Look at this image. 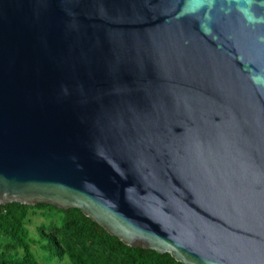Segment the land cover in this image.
Segmentation results:
<instances>
[{
  "label": "water",
  "instance_id": "obj_1",
  "mask_svg": "<svg viewBox=\"0 0 264 264\" xmlns=\"http://www.w3.org/2000/svg\"><path fill=\"white\" fill-rule=\"evenodd\" d=\"M10 203L181 264H264V0H0Z\"/></svg>",
  "mask_w": 264,
  "mask_h": 264
},
{
  "label": "trees",
  "instance_id": "obj_2",
  "mask_svg": "<svg viewBox=\"0 0 264 264\" xmlns=\"http://www.w3.org/2000/svg\"><path fill=\"white\" fill-rule=\"evenodd\" d=\"M39 240L31 237L33 218ZM0 264H181L169 254L132 248L78 209L10 203L0 206Z\"/></svg>",
  "mask_w": 264,
  "mask_h": 264
},
{
  "label": "rangeland",
  "instance_id": "obj_3",
  "mask_svg": "<svg viewBox=\"0 0 264 264\" xmlns=\"http://www.w3.org/2000/svg\"><path fill=\"white\" fill-rule=\"evenodd\" d=\"M42 222H44V219H42L40 216H37L35 218H33V222L32 224L29 226V230H30V233H31V237L34 239V240H39V237L37 235V226H39Z\"/></svg>",
  "mask_w": 264,
  "mask_h": 264
}]
</instances>
